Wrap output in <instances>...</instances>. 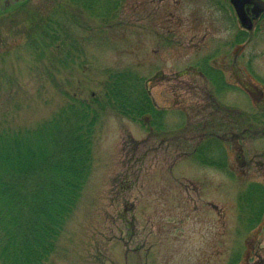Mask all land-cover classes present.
I'll return each instance as SVG.
<instances>
[{
  "label": "rangeland",
  "instance_id": "rangeland-1",
  "mask_svg": "<svg viewBox=\"0 0 264 264\" xmlns=\"http://www.w3.org/2000/svg\"><path fill=\"white\" fill-rule=\"evenodd\" d=\"M216 2L123 0L114 20L80 31L75 91L98 94L104 70H133L160 121L101 116L91 174L46 264H264V21L244 35ZM1 65L16 79L0 90L10 124L31 126L59 108L26 51L13 48ZM206 65L217 79L201 73ZM208 136L221 139L222 169L193 151Z\"/></svg>",
  "mask_w": 264,
  "mask_h": 264
},
{
  "label": "trees",
  "instance_id": "trees-1",
  "mask_svg": "<svg viewBox=\"0 0 264 264\" xmlns=\"http://www.w3.org/2000/svg\"><path fill=\"white\" fill-rule=\"evenodd\" d=\"M29 2L0 11V90L2 81L4 92L14 86L15 77H6L1 64L16 48L30 55L41 90L55 89L61 105L31 126H14L9 112L0 111V264H46L55 254L91 174L95 130L106 111L134 122L154 114L160 121L144 79L133 70H104L98 94L89 97L77 93L70 79L84 63L79 61L85 54L80 31L91 29L95 20H114L123 0ZM11 39L17 42L12 45ZM204 67L201 73L210 80L221 74ZM4 92L0 99L10 98ZM154 124L162 129L154 121L150 127ZM220 141L208 136L193 150L199 163L218 169L226 165V156L216 151Z\"/></svg>",
  "mask_w": 264,
  "mask_h": 264
},
{
  "label": "flooded vegetation",
  "instance_id": "flooded-vegetation-1",
  "mask_svg": "<svg viewBox=\"0 0 264 264\" xmlns=\"http://www.w3.org/2000/svg\"><path fill=\"white\" fill-rule=\"evenodd\" d=\"M231 1L232 0H224L225 4H220V1L217 0L216 3L218 5L216 4V6H219L224 11H226L228 7L233 14L234 20L240 25L243 34L252 32L257 27H260V23L264 21V0H237L242 6V19L237 16ZM237 39H242V36H237Z\"/></svg>",
  "mask_w": 264,
  "mask_h": 264
},
{
  "label": "water",
  "instance_id": "water-1",
  "mask_svg": "<svg viewBox=\"0 0 264 264\" xmlns=\"http://www.w3.org/2000/svg\"><path fill=\"white\" fill-rule=\"evenodd\" d=\"M4 1L6 2L5 5H7L9 3L18 2V1H24V0H9V1L8 0H4ZM231 2H232V5H233V7L235 9V12H236L237 16L242 19L243 11H242L241 3L237 2V0L236 1L232 0ZM1 6H3V5H1Z\"/></svg>",
  "mask_w": 264,
  "mask_h": 264
}]
</instances>
